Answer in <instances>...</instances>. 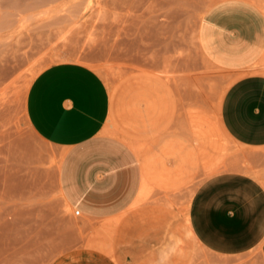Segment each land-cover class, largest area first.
Listing matches in <instances>:
<instances>
[{"label": "rangeland", "instance_id": "1", "mask_svg": "<svg viewBox=\"0 0 264 264\" xmlns=\"http://www.w3.org/2000/svg\"><path fill=\"white\" fill-rule=\"evenodd\" d=\"M219 1L0 0V264H65L76 247L112 264H264V242L223 256L185 235L207 177L241 171L264 187V146L239 144L221 122L238 74L202 50L210 54L203 15ZM247 1L264 12V0ZM62 61L100 75L109 93L102 137L128 145L141 165L144 191L112 223L74 215L57 185L61 154L26 119L31 82ZM256 67L264 74V59Z\"/></svg>", "mask_w": 264, "mask_h": 264}, {"label": "crops", "instance_id": "2", "mask_svg": "<svg viewBox=\"0 0 264 264\" xmlns=\"http://www.w3.org/2000/svg\"><path fill=\"white\" fill-rule=\"evenodd\" d=\"M209 60L238 74L220 108L228 134L248 147L264 146V12L247 0H221L203 15ZM202 45V44H201ZM109 93L100 75L74 61L53 63L31 82L25 115L35 135L60 152L57 185L63 200L84 218L112 223L144 191L141 165L126 144L102 137ZM185 235L223 256L246 253L264 242V187L251 174L227 171L204 179L188 209ZM169 239L159 258L177 249ZM112 264L104 254L69 249L65 264Z\"/></svg>", "mask_w": 264, "mask_h": 264}, {"label": "built area", "instance_id": "3", "mask_svg": "<svg viewBox=\"0 0 264 264\" xmlns=\"http://www.w3.org/2000/svg\"><path fill=\"white\" fill-rule=\"evenodd\" d=\"M74 215H75V216H79V215H80L79 210H75V211H74Z\"/></svg>", "mask_w": 264, "mask_h": 264}, {"label": "bare ground", "instance_id": "4", "mask_svg": "<svg viewBox=\"0 0 264 264\" xmlns=\"http://www.w3.org/2000/svg\"><path fill=\"white\" fill-rule=\"evenodd\" d=\"M173 86V85H172ZM223 128V127H222ZM201 131V130H200ZM203 131V130H202ZM227 134V133H226Z\"/></svg>", "mask_w": 264, "mask_h": 264}]
</instances>
